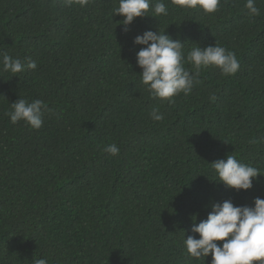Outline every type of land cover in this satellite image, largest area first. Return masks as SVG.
<instances>
[{
	"label": "trees",
	"instance_id": "16d2710c",
	"mask_svg": "<svg viewBox=\"0 0 264 264\" xmlns=\"http://www.w3.org/2000/svg\"><path fill=\"white\" fill-rule=\"evenodd\" d=\"M163 2L167 16L125 32L119 0H0V59L37 64L17 76L0 64V264H211L186 251L187 236L199 239L193 216L264 198V176L237 192L211 166L232 154L264 175V0L252 18L246 0H221L212 14ZM158 27L185 53L225 47L240 70L210 67L190 95L153 99L133 40ZM19 99L47 105L39 130L5 115ZM111 143L119 155L103 151Z\"/></svg>",
	"mask_w": 264,
	"mask_h": 264
},
{
	"label": "clouds",
	"instance_id": "9594fccd",
	"mask_svg": "<svg viewBox=\"0 0 264 264\" xmlns=\"http://www.w3.org/2000/svg\"><path fill=\"white\" fill-rule=\"evenodd\" d=\"M65 6L74 4L86 7L89 0H63ZM181 8L195 9L199 6L205 13H215L221 0H171ZM245 8L249 18L259 16L260 9L256 0H246ZM115 16L123 17L120 24L125 32L138 18L167 16L168 7L163 0H119V6L113 9ZM151 12V15L149 13ZM162 31H145L134 37L133 43L140 47L136 53L137 66L142 69L139 75L141 83L147 87L153 99L173 103L180 94L188 96L194 87L201 83L202 70L214 67L221 75L230 77L240 70V62L236 54L225 47L215 44L202 48L193 43V47L185 53L186 42L173 39ZM2 70L17 76L27 70H35L37 64L30 58L21 59L7 53L0 59ZM191 65V68L185 65ZM211 102L217 100L215 93L209 96ZM50 111L40 99L29 102L19 99L11 103V110L5 113L11 123L25 122L31 128L39 130L44 124V114ZM154 121H162L164 114L159 108L150 113ZM256 143V141H249ZM103 151L110 156H117L120 149L111 143ZM221 181L228 189L249 191L253 182H259L264 175L260 170L245 164L235 155L229 154L226 159L211 163ZM207 219L197 222L193 216L192 232L199 235L187 236L184 245L188 255L196 260L212 257L211 264H264V198L257 197L254 207L236 206L231 200L213 203ZM32 264H48L47 257L34 258Z\"/></svg>",
	"mask_w": 264,
	"mask_h": 264
}]
</instances>
